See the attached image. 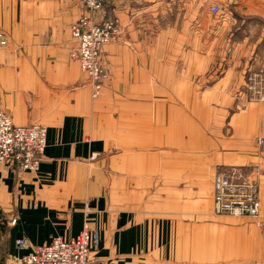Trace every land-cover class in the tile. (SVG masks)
<instances>
[{
	"label": "crops",
	"instance_id": "obj_1",
	"mask_svg": "<svg viewBox=\"0 0 264 264\" xmlns=\"http://www.w3.org/2000/svg\"><path fill=\"white\" fill-rule=\"evenodd\" d=\"M45 1L38 8L37 0H0V109L16 125L41 123L48 131L37 171L0 164V264H14L18 255L56 237L76 238L86 222L99 236L96 264H261L256 223L250 219L210 212L203 217L202 236L193 232L197 202L182 204L180 193L182 175L196 172L194 139L179 132L114 135L111 125L116 123L92 102L89 89L75 88L85 77L70 57L73 18L68 14H78L80 1L58 0L56 8L53 0ZM149 1L109 0L107 12L133 20L148 10ZM243 14L231 11L233 17ZM256 17L261 18L256 21L260 50L264 11L257 10ZM149 48L145 40H127L104 53L112 61L124 59L128 74L136 69L133 64H144L142 50ZM256 65L264 68V61ZM210 139L204 149L208 163L264 172V103L240 116L230 138ZM165 194L171 201L165 202ZM211 194L213 211L214 179ZM260 201L264 209V174ZM185 207L193 211L182 212ZM21 238L30 246L19 248ZM198 240L204 241L203 249ZM186 241L194 243L187 246Z\"/></svg>",
	"mask_w": 264,
	"mask_h": 264
},
{
	"label": "rangeland",
	"instance_id": "obj_2",
	"mask_svg": "<svg viewBox=\"0 0 264 264\" xmlns=\"http://www.w3.org/2000/svg\"><path fill=\"white\" fill-rule=\"evenodd\" d=\"M79 1L78 14L73 11L71 16L68 14L73 18L70 57L79 64L85 77V82L76 84L75 88L89 89L92 102L100 105L104 114L116 123L111 125L114 135L139 136L148 132L150 136L163 134L167 137L179 132L182 138L194 139L198 150L196 172L182 175L180 194L182 204L197 202V214L192 221L196 230L193 232L202 236L203 217L210 212V216H222L215 213V207L210 210L214 176L219 168L232 166L215 167L205 161V146L212 143L210 136L214 140L222 135L230 138L233 124L240 116L252 106L264 103L256 100L255 95L256 73L264 74V68L256 65L258 61H264V45L260 50L256 49V21L261 19L256 17V11H264V0H150L148 10L133 20L125 18L124 14L108 13L109 0L99 11H91L83 0ZM52 2L53 8L60 3L58 0ZM45 3V0H37L38 8L39 5L43 8ZM65 5L64 1L60 6ZM214 6L219 7L217 13L212 11ZM232 10L242 11L244 17H233ZM111 22H115L118 32L98 51L97 61L105 75L101 78L99 94H94L93 79L82 68L79 41L74 32L80 27L87 37H91L95 33L94 26L103 27ZM105 30L100 31L110 37ZM127 40H145L150 48L142 50L146 58L141 59L144 64H133L136 69L131 67L125 74V60L112 61L105 58L104 51L114 43ZM128 75L129 79H126ZM216 145L220 144L214 142L213 146ZM245 168L258 182L260 196L264 172L259 168L255 172ZM171 197L165 194V202L171 201ZM190 210L193 211L182 208V212ZM241 217L256 223V249L261 246L259 263L264 264V209L261 207L257 217ZM181 232L184 234L183 226ZM193 243L186 241L187 246ZM197 245L202 248L204 241L198 240ZM187 246L182 248L183 254L187 252Z\"/></svg>",
	"mask_w": 264,
	"mask_h": 264
},
{
	"label": "built area",
	"instance_id": "obj_3",
	"mask_svg": "<svg viewBox=\"0 0 264 264\" xmlns=\"http://www.w3.org/2000/svg\"><path fill=\"white\" fill-rule=\"evenodd\" d=\"M91 11L101 8L107 0H83ZM214 13L218 6L212 8ZM117 22V20H116ZM110 33V37L100 30ZM95 31L87 37L80 27L74 36L79 41V58L83 70L88 72L94 94H99L101 78L105 75L97 61L101 46L113 39L118 29L115 22L109 25L94 26ZM256 100L264 101V74L256 73ZM47 127L41 123L21 126L13 123L10 116L0 109V164L15 166L21 170L37 171L47 146ZM264 142L263 139L260 140ZM249 171L240 165L219 168L214 178V207L219 215L257 217L261 212L259 184L251 178ZM19 248H27V239L16 240ZM99 247V236L84 224L80 234L71 240L56 237L51 243L36 246L28 254L18 255L14 264H96L93 252Z\"/></svg>",
	"mask_w": 264,
	"mask_h": 264
}]
</instances>
